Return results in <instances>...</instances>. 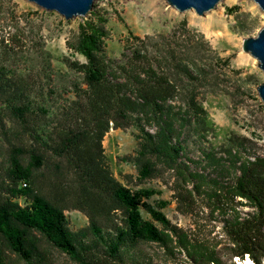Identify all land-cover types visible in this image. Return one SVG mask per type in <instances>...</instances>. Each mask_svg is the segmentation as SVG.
<instances>
[{
    "label": "trees",
    "instance_id": "16d2710c",
    "mask_svg": "<svg viewBox=\"0 0 264 264\" xmlns=\"http://www.w3.org/2000/svg\"><path fill=\"white\" fill-rule=\"evenodd\" d=\"M105 36L100 23L80 25L74 48L87 63L74 64L84 73L88 87L87 105L78 109V118L84 123L63 129L58 144H46L49 151L67 158L75 179L54 183V192L47 197L35 186V170L43 165V155L36 149L28 151L26 164L21 156L24 150L14 148L9 183L0 190V264H13L6 252L15 256L16 264H49L43 240L78 264H153L135 253L141 243H155L171 256L185 254L193 264H225L215 250L200 245L171 223L162 211L168 201L159 200L156 205L144 201L156 190L133 191L107 168L105 136L112 128L129 126L141 132L137 135V155L130 158L138 168V179L154 178L160 168L173 172L179 207L196 205V196L202 193L217 198L221 211L228 214L231 264H238L236 258L245 260L246 255L254 264H264V155L252 158L246 139L229 136L220 154L214 149L204 151L201 162L188 157L185 133L206 138L214 126L198 93L180 84L184 78L192 83L199 80L192 64L176 51L163 57L151 54L143 40L117 62L103 52ZM13 78L0 59V98L26 123L24 88L20 89ZM68 199L89 218L87 228L78 232L70 229L65 214L70 207L63 205ZM239 205L253 211L242 216ZM143 210L150 219L143 216ZM118 211H122L121 220L115 218ZM127 255L132 258L127 260Z\"/></svg>",
    "mask_w": 264,
    "mask_h": 264
},
{
    "label": "rangeland",
    "instance_id": "374dc122",
    "mask_svg": "<svg viewBox=\"0 0 264 264\" xmlns=\"http://www.w3.org/2000/svg\"><path fill=\"white\" fill-rule=\"evenodd\" d=\"M90 12L66 19L29 0H0V59L7 74L14 77L20 89L24 88L23 101L28 106L24 123L0 98V190L9 183L7 174L16 147L24 150L21 156L26 164L30 160L28 151L36 149L43 155V165L35 170V186L47 197L52 196L54 183L75 179L67 158L49 151L46 144H58L63 129L84 123L78 118V109L87 105L88 87L84 73L74 63L84 64L87 59L74 47L80 25L89 21L104 25L103 52L117 62L143 40L151 54L163 57L176 51L178 57L192 64L199 80L192 83L184 78L180 84L198 93L214 126L206 138L185 133L188 157L201 162L204 151L214 149L220 154L229 136L246 139L252 158L264 155V102L259 94L264 72H259V61L245 52V41L264 27V12L254 0H222L203 15L195 9L180 11L165 0H95ZM140 133L134 126L109 131L103 141L107 168L133 191L156 190L144 201L153 205L168 201L162 211L171 223L187 231L200 245L215 250L225 264H231L228 214L221 211L217 198L202 193L196 196V205L179 207L173 172L160 168L154 178L138 179V168L130 158L137 155ZM17 200L25 203L22 198ZM63 205L70 207L65 214L73 232L90 225L87 215L74 208V200L68 199ZM183 208L190 212H183ZM237 210L245 216L253 208L239 205ZM143 216L151 218L144 210ZM116 217L121 220L122 211ZM42 243L49 264H78L47 241ZM136 251L141 260L153 264H193L185 254L168 255L155 243H141ZM6 256L16 264L12 253L6 252ZM131 258L126 256L127 260Z\"/></svg>",
    "mask_w": 264,
    "mask_h": 264
},
{
    "label": "water",
    "instance_id": "95a60500",
    "mask_svg": "<svg viewBox=\"0 0 264 264\" xmlns=\"http://www.w3.org/2000/svg\"><path fill=\"white\" fill-rule=\"evenodd\" d=\"M38 6L55 11L66 19L85 16L92 11L95 0H29ZM180 11L195 9L203 15L221 3L222 0H165ZM264 12V0H254ZM245 52L250 53L259 61V72H264V27L257 36L245 41ZM259 94L264 102V83L259 86Z\"/></svg>",
    "mask_w": 264,
    "mask_h": 264
},
{
    "label": "bare ground",
    "instance_id": "6f19581e",
    "mask_svg": "<svg viewBox=\"0 0 264 264\" xmlns=\"http://www.w3.org/2000/svg\"><path fill=\"white\" fill-rule=\"evenodd\" d=\"M239 264H253L251 260H242Z\"/></svg>",
    "mask_w": 264,
    "mask_h": 264
},
{
    "label": "clouds",
    "instance_id": "9594fccd",
    "mask_svg": "<svg viewBox=\"0 0 264 264\" xmlns=\"http://www.w3.org/2000/svg\"><path fill=\"white\" fill-rule=\"evenodd\" d=\"M240 258H237V260H239ZM241 260V259H240ZM246 260H251L250 258H249V256H247L246 255ZM242 261V260H241ZM252 261V260H251ZM253 262V261H252ZM238 263V262H237ZM254 264V263H253Z\"/></svg>",
    "mask_w": 264,
    "mask_h": 264
},
{
    "label": "built area",
    "instance_id": "2783aa9c",
    "mask_svg": "<svg viewBox=\"0 0 264 264\" xmlns=\"http://www.w3.org/2000/svg\"><path fill=\"white\" fill-rule=\"evenodd\" d=\"M23 185H24V186H26L27 184H26V183H24ZM247 256H248V255H247Z\"/></svg>",
    "mask_w": 264,
    "mask_h": 264
}]
</instances>
